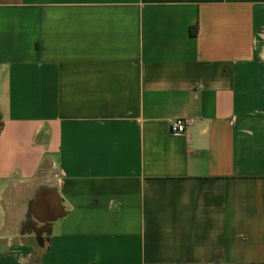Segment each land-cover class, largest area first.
<instances>
[{"label": "crops", "instance_id": "1", "mask_svg": "<svg viewBox=\"0 0 264 264\" xmlns=\"http://www.w3.org/2000/svg\"><path fill=\"white\" fill-rule=\"evenodd\" d=\"M0 264H264V0H0Z\"/></svg>", "mask_w": 264, "mask_h": 264}, {"label": "built area", "instance_id": "2", "mask_svg": "<svg viewBox=\"0 0 264 264\" xmlns=\"http://www.w3.org/2000/svg\"><path fill=\"white\" fill-rule=\"evenodd\" d=\"M191 120L177 119L169 122V132L173 135H187Z\"/></svg>", "mask_w": 264, "mask_h": 264}, {"label": "trees", "instance_id": "3", "mask_svg": "<svg viewBox=\"0 0 264 264\" xmlns=\"http://www.w3.org/2000/svg\"><path fill=\"white\" fill-rule=\"evenodd\" d=\"M192 34H194V32H192Z\"/></svg>", "mask_w": 264, "mask_h": 264}]
</instances>
